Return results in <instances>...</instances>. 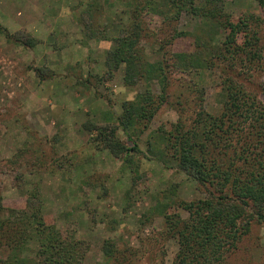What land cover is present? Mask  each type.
<instances>
[{
    "label": "rangeland",
    "instance_id": "rangeland-1",
    "mask_svg": "<svg viewBox=\"0 0 264 264\" xmlns=\"http://www.w3.org/2000/svg\"><path fill=\"white\" fill-rule=\"evenodd\" d=\"M213 6L215 24L225 25L207 32L208 38L223 46L230 34L227 21L251 17V30L240 32L235 45L244 47L251 39L264 46V6L258 0H216ZM130 8L129 0H0V195L6 207L24 208L37 189L47 220L89 243L83 264L173 263L179 245L159 210L174 189V197L186 201L204 194L183 171L151 156L147 141L159 125H189L200 99L210 112L221 105L220 60L200 79L168 68V101L148 127L136 126L133 134L142 152L132 150L131 161L112 152V142L133 145L118 121L123 102L149 85L161 92L157 79L130 85L125 64H109L117 38L137 34V49L148 61L171 62L173 53L197 50L195 35L202 29L203 19L185 10L164 18L137 9L136 20ZM239 57L233 69L264 102L263 59ZM106 241L114 243L119 262L105 256ZM220 264H264V222L253 221Z\"/></svg>",
    "mask_w": 264,
    "mask_h": 264
},
{
    "label": "trees",
    "instance_id": "trees-1",
    "mask_svg": "<svg viewBox=\"0 0 264 264\" xmlns=\"http://www.w3.org/2000/svg\"><path fill=\"white\" fill-rule=\"evenodd\" d=\"M215 1L199 5L196 0H129V11L136 20L139 15L135 12L142 8L164 18L177 17L183 10L200 16L203 21L201 31L195 35L197 50L173 53L171 62L162 59L152 62L137 49L139 35L128 33L117 38V46L109 51L108 57L109 64L115 68L119 63L125 64L127 84L134 85L144 78L146 81L157 79L161 85L159 93L149 85L136 99L123 102L118 121L133 145L115 141L110 148L117 155L124 154L127 161L132 160V150L142 152L133 139L136 126L148 127L162 104L168 101V68L193 72L200 79L203 70L221 62L225 77L218 85L219 110L208 111L204 99H200L189 125L183 121L172 124V128L159 125L147 141L151 156L183 171L204 194L186 201L176 199L174 189L159 210L164 214L168 235L179 245L172 264H220L226 252L249 233L253 221L264 222V102L248 90L240 73L232 67L239 63L240 53H245L250 62L264 61V46L251 39L244 47L235 45L240 32L251 30L254 23L251 17L241 22L227 21L230 34L223 46L216 44L214 37L208 38L207 32L225 25L222 21L216 25L213 20L217 15ZM258 1L264 6V0ZM132 26L142 31L140 22ZM3 30L11 36L7 29ZM201 95L198 94L200 98ZM2 197L0 264H83L89 243L71 234L65 235L47 220L37 189L24 208L6 207ZM179 207L188 211L186 218L178 211ZM116 249L114 243L106 241L103 250L108 260L119 262Z\"/></svg>",
    "mask_w": 264,
    "mask_h": 264
}]
</instances>
